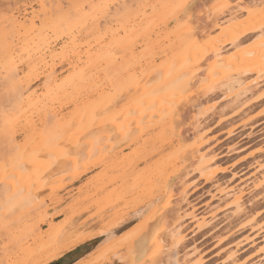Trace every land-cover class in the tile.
<instances>
[{"label": "rangeland", "instance_id": "374dc122", "mask_svg": "<svg viewBox=\"0 0 264 264\" xmlns=\"http://www.w3.org/2000/svg\"><path fill=\"white\" fill-rule=\"evenodd\" d=\"M163 1L0 0V264L71 217L72 233L110 228V264H264V81L229 99L237 48L220 30L253 0H197L195 25L192 0ZM193 41L223 59L197 69Z\"/></svg>", "mask_w": 264, "mask_h": 264}, {"label": "bare ground", "instance_id": "6f19581e", "mask_svg": "<svg viewBox=\"0 0 264 264\" xmlns=\"http://www.w3.org/2000/svg\"><path fill=\"white\" fill-rule=\"evenodd\" d=\"M166 2H167V0L163 1L164 4H166ZM170 2H171V0H170ZM170 4H172V3H170ZM160 6H161V4H160ZM170 8H171V6H170ZM240 8H242V11L244 10V12L246 13L245 18L236 19V17L233 16L235 18L234 19V18H231V16H230V18H229L230 20L229 21L227 20L228 26L225 24L226 27H224L223 25L220 24V27L223 26L221 28H224V29H221L219 27L221 31L227 32L226 30H228V32L230 34L227 33L228 34L227 40L229 42H231L230 45H234L237 48V51L233 52V54H231V56H230V58H233V59H230L227 57L228 59L225 58L226 60H224L226 62V64H228V63L232 64V62L236 61V63H234V65L236 67V68H234V72H235V75L237 76V78H235L233 81L229 82L230 84L227 88L228 90H227V94H226L229 97V99L231 98V99H235V100H238V99H240V97L245 96V94L249 92L252 85L258 86L260 84V82L264 81V79H263L264 78V4L257 1V0H253L252 2L245 4L243 7H240ZM163 10H164V7H163ZM167 10H169V7H167L165 11H167ZM166 15H168V14H166ZM215 26L218 27L219 24L218 25L215 24ZM184 33H182V34H184ZM255 34H259V36L262 38L263 42L261 43V45H258L256 47H252L248 50L239 49L245 40L249 39L250 37H252ZM185 36L187 37V34ZM191 36H193V35L191 34ZM188 37H189L188 40H187V38H186V40H184V38L182 40L185 42V44H187V42L194 40L193 38L190 40L191 37L190 36H188ZM180 39L181 38H179V41L181 42ZM228 41H226V42H228ZM180 42H177L179 44V46L181 44ZM184 42L182 43V45H184ZM190 43H192V42H190ZM192 45H193L192 50H194V51H191L192 53L194 52V54H193L194 56L192 57V59L196 60L194 62L195 63L194 65H196V63L198 64V65H196L197 69H200L199 67L203 66L204 60H206L210 57H211V60H212V57L216 58L215 60H217L218 57L221 56L219 54L221 51L220 50L221 48L218 47L217 43H213V45L210 44L209 46H206L204 44H197L195 46L194 41H193ZM185 46L186 45L182 46L181 48H183V50L182 49L180 50L181 52L183 51V53H185L186 50L187 51L189 50L187 48V46H186V50H184ZM191 52H189V53L191 54ZM186 56H189V55H186ZM188 58H190V57H188ZM221 59H223V58H221ZM218 60H220V59H218ZM179 61H181V60H179ZM182 62H183V60H182ZM216 62H217V66L221 63L219 61H216ZM215 63L213 65H215ZM229 64L223 65V63H222L223 67L224 66H230ZM222 65H219L218 67H216V65H215V68H219ZM228 68H227V70H229ZM231 69H233V68H231ZM224 70H226V69H224ZM230 70H229V72H231ZM194 72H197V71L195 70ZM232 73H233V71H232ZM250 74H256V75H258V78H256L255 81H253V82L245 83L244 79H246L247 75H250ZM233 77H232V79H233ZM174 78L175 77H173V79ZM19 96H21V95L19 94ZM258 182H259V184H263L264 183V176L262 177V180H260ZM20 189H22V190L19 192L22 193V191H24L23 189H25V188L20 187ZM224 191L222 190L221 194L224 195L225 197L227 196V197H230L232 199L230 205H232L236 210H241L243 207V205H242V192L237 193V192H232L231 190L226 191V192H224ZM9 197L5 198L6 199V200H4L5 204H3L4 209L6 211H10V209L14 208V204H16V197H14V196H13L14 198H11V197L9 198ZM40 205H41V203H38V206H40ZM179 217H180V215H179ZM73 219H74V217H71V218H69V220L67 222H60V221L59 222H53V223L51 222L47 231L43 232V233H39L37 236L34 234L37 231L36 230L37 226L31 225L28 228L29 232L32 235H35L36 236L35 239L38 242H41V244L38 247L33 248V249H31L29 247L21 248V252H19V254L34 255V253L37 251H39V253L36 256H34V258L32 260H30L31 258H29V257L21 259L18 262V264H50L53 261H56V260L62 258L66 253L76 249L80 245H83V244L87 243L88 241H91V240L96 239L98 237H104L106 235H108L106 240L102 241V243L92 253H90L86 257L82 258L76 264H110V263H112L113 258L119 252L120 246L115 247L116 243H113L111 240L112 238L109 237L108 233H109L110 228H107V229L104 228L101 230L90 229V230H84V231L72 233L68 230V227H70ZM182 219H183V217H181L179 220H182ZM191 221L195 222L196 227L199 230L203 229L206 225L205 220L203 218L199 219L198 217L194 216L191 218ZM128 226H130V225H128ZM128 226H126L125 228H127ZM178 229H179V227H178ZM174 233H175V235L172 233L173 235H171V239L174 241L175 248L177 249L182 244V242H183L182 240L184 238H179L180 231L174 232ZM123 240L124 241L127 240L126 242L129 245H132L133 243H135L134 242L135 238L133 240L132 239L129 240V239L124 238ZM262 242L264 243V236H263ZM121 247H123V246H121ZM260 251L264 252V245L260 248ZM176 253H177V251H176ZM174 260H173L174 262L172 264L180 263V261H178L176 258ZM236 261H237L236 259H233L232 263L234 264ZM199 263H200V260L196 261L194 264H199Z\"/></svg>", "mask_w": 264, "mask_h": 264}, {"label": "crops", "instance_id": "0c3cea01", "mask_svg": "<svg viewBox=\"0 0 264 264\" xmlns=\"http://www.w3.org/2000/svg\"><path fill=\"white\" fill-rule=\"evenodd\" d=\"M99 238H101V237H98L96 239L88 241L87 243L80 245L76 249L66 253L62 258H60L62 263H56V264H76L82 258H84L88 254L92 253L102 243V242L100 244H98L99 242L93 243L94 241L98 240Z\"/></svg>", "mask_w": 264, "mask_h": 264}, {"label": "snow or ice", "instance_id": "6c2138e0", "mask_svg": "<svg viewBox=\"0 0 264 264\" xmlns=\"http://www.w3.org/2000/svg\"><path fill=\"white\" fill-rule=\"evenodd\" d=\"M181 7L185 8L188 12L191 13V16L189 17V19L191 20L192 24L195 25L196 21H197V7H198V3L197 0H192V2L190 4H185L182 5ZM200 15H202V13H200Z\"/></svg>", "mask_w": 264, "mask_h": 264}]
</instances>
